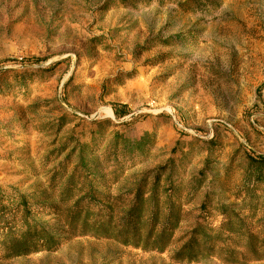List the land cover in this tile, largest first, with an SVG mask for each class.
<instances>
[{"label": "rangeland", "instance_id": "rangeland-1", "mask_svg": "<svg viewBox=\"0 0 264 264\" xmlns=\"http://www.w3.org/2000/svg\"><path fill=\"white\" fill-rule=\"evenodd\" d=\"M104 121L108 133L146 139L147 158L123 189L171 159L184 168L175 179L190 202L165 253L70 236L47 206L58 204L53 171ZM257 157L264 0H0V199L8 206L26 197L47 229H62L57 249L9 259L0 250V264H227L179 262L174 253L199 218L219 227L216 205L201 209L206 195L241 201L242 176Z\"/></svg>", "mask_w": 264, "mask_h": 264}, {"label": "trees", "instance_id": "trees-1", "mask_svg": "<svg viewBox=\"0 0 264 264\" xmlns=\"http://www.w3.org/2000/svg\"><path fill=\"white\" fill-rule=\"evenodd\" d=\"M90 143L76 142L65 155L51 184L58 202L52 214L70 236H92L148 252L165 253L185 217L183 181H176L178 168L169 163L121 186L127 174L147 158L144 141L136 142L124 133L111 131L109 121L94 122ZM236 204H226L211 193L201 209L215 204L222 219L213 229L206 215L199 218L186 241L174 253L179 262H200L217 258L227 264L264 260V157L250 158ZM128 162L130 165L127 166ZM183 162V159L180 160ZM202 182V181H200ZM120 186L119 194L113 188ZM0 199V250L4 259L26 257L60 245L62 230L47 229L45 221L34 217L29 199L19 197L8 206ZM18 213L21 217H10Z\"/></svg>", "mask_w": 264, "mask_h": 264}]
</instances>
